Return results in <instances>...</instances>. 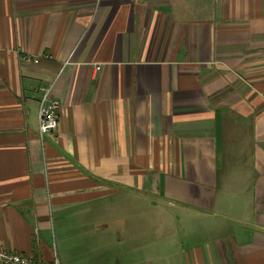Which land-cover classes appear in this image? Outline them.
<instances>
[{"label":"crops","instance_id":"obj_1","mask_svg":"<svg viewBox=\"0 0 264 264\" xmlns=\"http://www.w3.org/2000/svg\"><path fill=\"white\" fill-rule=\"evenodd\" d=\"M0 249L264 264V0H0Z\"/></svg>","mask_w":264,"mask_h":264},{"label":"built area","instance_id":"obj_2","mask_svg":"<svg viewBox=\"0 0 264 264\" xmlns=\"http://www.w3.org/2000/svg\"><path fill=\"white\" fill-rule=\"evenodd\" d=\"M39 61L34 60V63ZM48 91L43 95L39 110V135L43 140L46 136L54 133L58 127L57 112L61 108V103L57 99H52ZM0 264H64L59 260L52 263L37 262L32 258L19 253L0 249Z\"/></svg>","mask_w":264,"mask_h":264}]
</instances>
